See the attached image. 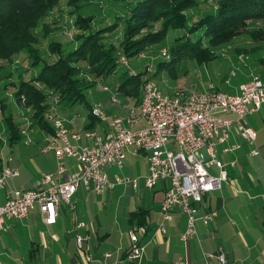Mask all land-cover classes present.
<instances>
[{
  "label": "built area",
  "instance_id": "obj_1",
  "mask_svg": "<svg viewBox=\"0 0 264 264\" xmlns=\"http://www.w3.org/2000/svg\"><path fill=\"white\" fill-rule=\"evenodd\" d=\"M166 53L165 47L159 48L160 55L166 57ZM118 56L120 64L134 73L126 58ZM140 82V100L131 104L123 116H109L98 105H90L93 117L106 124L107 129L102 135L91 128L69 132L62 119L56 115L49 116L47 120L52 131L46 139L47 145L40 149H51L55 168L39 173L29 187L7 189V179L17 175L18 170L0 164V196L3 195L0 230L5 229L6 221L25 218L31 208H36L42 222L52 224L57 203L68 204L78 184L98 195L117 183L135 189L136 178L114 174L111 180L103 170L107 163L121 168L127 146L133 152L145 153L147 167L142 186L152 187L157 181L163 183V194L157 208L160 219L155 227L158 232L165 231L163 222L171 220L174 210L186 217L185 228L178 233L179 240L194 233L196 220L205 225L211 221L213 210L198 212L197 206L204 192L220 189V184L228 180L224 163L216 156L218 146H221V152L235 150L239 146L237 142L226 143L232 133L247 144L255 137L244 117L256 111L260 102L264 101V78L249 72L246 80L237 84L233 93L208 85L205 90L192 94H183L179 90L163 94L147 77L143 76ZM100 87L101 90L108 89L106 84ZM109 97L114 101L116 96L109 94ZM139 121L143 122L141 127H133ZM254 153V148L248 152ZM66 158L73 161L74 171H68L64 164ZM227 164L232 167L234 161L228 160ZM210 166L215 167L217 173H209ZM83 224L84 221L79 220L75 227ZM135 234L132 229L126 235L130 246L124 256L130 263L139 259L143 248ZM85 238L86 234L80 233L73 237L76 264H88L92 260L85 249ZM201 253L202 264H208L211 259H215L217 264L225 262L219 247L212 252ZM107 255V252L101 254L103 258ZM0 264H3L2 260Z\"/></svg>",
  "mask_w": 264,
  "mask_h": 264
},
{
  "label": "trees",
  "instance_id": "obj_2",
  "mask_svg": "<svg viewBox=\"0 0 264 264\" xmlns=\"http://www.w3.org/2000/svg\"><path fill=\"white\" fill-rule=\"evenodd\" d=\"M76 1L83 2V0H0V59L10 58L11 53L24 50L19 59L25 58L23 60L27 61V66L34 69L33 74L26 78L16 71L14 82L7 83L14 88L11 92L12 99L16 103L22 102L29 120L28 123L25 121L23 123L22 120L18 125V122L13 120L10 110L2 115L8 146L20 141L19 133L22 131L26 133L31 127H36L37 130L49 135L52 127L47 118L56 115V112L50 109L49 104L52 101L46 99L47 95H54L60 106L68 109L75 104L81 105L85 111L84 129L90 128L91 120L95 117L89 111L90 105L86 100L85 91L96 82L100 84L102 79L110 80L116 71V64H120L119 58L115 56L116 50L120 56L139 58L142 56L139 54H143L139 51L146 52L152 44L160 43L168 29L175 30L180 27L186 29L185 33L171 38V43L164 46L168 54L164 59L154 61L153 64L149 57L148 61H145L156 71H153L152 78L146 75L143 65L139 71L134 69V73H131L120 64L124 71L115 76L113 94L131 99V103L136 104L140 100V81L143 76L152 81L160 69L174 72L186 59L194 58L196 61L204 62L214 55L206 51L203 39L216 46L228 41L232 35L240 31L246 20H264V0H213L211 9L190 20L183 9L195 5L197 0H130L129 9L125 11L123 17L112 14L111 22L107 24L97 26L94 23L92 26L91 14L75 13L72 46L62 51L59 41L48 38L45 45L52 53L50 55L47 54L48 51L42 53L39 46L35 45L37 34L33 27L40 23L37 18H43L44 13L59 6L58 3L73 6L71 12L81 6ZM41 24L45 31L47 20L44 19ZM117 24L120 36L115 42H110L109 36ZM249 35L253 40L264 39V25L257 30L249 31ZM127 65L132 68L128 63ZM182 70H185V67ZM8 71L11 73L10 69ZM2 79L3 75L0 73V80ZM3 86L4 84L0 83V89H3ZM19 95H22L21 100L18 98ZM4 99L5 96L0 97L1 101ZM4 104H0V109ZM27 125L30 128H27ZM132 216L133 214L129 220Z\"/></svg>",
  "mask_w": 264,
  "mask_h": 264
},
{
  "label": "crops",
  "instance_id": "obj_3",
  "mask_svg": "<svg viewBox=\"0 0 264 264\" xmlns=\"http://www.w3.org/2000/svg\"><path fill=\"white\" fill-rule=\"evenodd\" d=\"M253 64L257 70L254 72L251 68L247 71L243 76L245 80L250 71L264 78V56L258 57ZM208 85L211 84L208 83ZM236 86L233 87L234 90ZM122 101L132 102L131 99L123 97ZM118 103L108 109L109 113L106 110L105 112L109 116L122 115L118 114L121 113L118 110L121 107ZM77 111L80 112L79 109ZM83 115L81 114L82 118L68 116L65 119L64 125L69 132H74L80 127L84 129L85 112ZM244 118L247 126L255 132V137L247 144L236 133H232L226 139V143L237 142L239 146L235 150L221 152V146H218L216 156L224 163L223 168L228 174V180L220 184V189L204 192L201 195L197 211L213 210L214 215L206 225L196 220L193 224L194 233L188 234L184 240H179L178 233L184 230L186 217L178 211H172L171 220L163 222L165 227L163 233L156 230V224L160 219L157 208L163 194V183L159 181L156 186L157 181L152 187H143L141 182L138 183L146 172L147 163L144 162L143 157L141 159L137 156L141 152H133L130 146L125 148L123 156V160L126 159L124 173L136 178L135 189L138 187L143 191V195L139 197L140 204L131 201L130 209L126 208L125 213L121 214L125 219L124 223H118V216L114 218L112 216L109 220V213L99 208V201L89 199L86 194L87 189L79 185L68 204L57 203L55 220L52 224L42 222L36 208H31L27 212V217L40 223L38 229L33 228V232H26L25 235L20 229L24 225L16 221L9 224V221H6L4 234L11 238V241L13 236H16L17 244L23 241L22 246L28 240L29 244L34 243L35 247L41 244L46 245L49 253H52L54 249L56 252L53 254L51 264H76L73 237L79 233L86 234L85 249L92 257L88 264H97L100 261H104L105 264H202L201 251L212 252L217 247L225 257L224 264H264V101L260 102L256 111L248 113ZM142 124L143 122L139 121L133 127H141ZM105 125L103 121H97V127L90 128L102 134L106 129ZM253 148L256 149V153L248 154ZM228 160L234 161L232 167L228 166ZM64 161L68 170L74 169L70 160ZM113 169V165L109 163L104 165L103 170L111 180L115 174ZM117 185L128 187L117 183L105 189H113ZM6 188L10 189L8 185ZM146 188L149 190L148 194L145 193ZM105 189L99 196L108 194ZM1 197L3 199V195ZM100 203L105 206L102 201ZM88 212L96 219L94 222L87 217ZM129 214H133L130 220ZM79 220L84 221L83 226L75 227ZM32 223L34 224L33 221ZM132 229L143 248L139 259L130 263L124 254L126 248L130 246L126 237L127 231ZM0 238L1 247L5 249L0 252L12 261L18 260L20 264L21 257L13 256L12 258L8 253L6 242L2 240V234ZM67 245L72 248V252L65 258V250L61 248ZM103 252L108 253L107 257L101 256ZM208 264L217 263L215 259H211Z\"/></svg>",
  "mask_w": 264,
  "mask_h": 264
},
{
  "label": "rangeland",
  "instance_id": "obj_4",
  "mask_svg": "<svg viewBox=\"0 0 264 264\" xmlns=\"http://www.w3.org/2000/svg\"><path fill=\"white\" fill-rule=\"evenodd\" d=\"M129 1L130 0H83V2L76 1V3H80L79 5L81 6L77 7L71 12L70 10L73 8V6L69 7L58 3L59 6L53 7V9L46 11L43 18H37L39 19L40 23L33 27L34 32L37 34L35 45L39 46L40 51H43L42 53L48 51L47 54L50 55L52 52L49 51L48 46H46L45 43L48 38H52L57 42L59 41L62 51L66 49L68 50L73 43V31L75 30V28L73 27V16L75 13H79L80 15L91 14L93 17L92 26L94 25V23H96L98 26L103 23H110V16L112 14L123 17L125 11L129 9L128 7L131 4ZM212 5L213 0H197V3L195 5L190 6V8L186 10L183 9V11H185V14L189 16V20L190 18L195 19L197 16L203 15L204 11L211 9ZM44 19H46L48 22V24L46 25L47 29L45 31H43L44 28L41 27V23L44 22ZM263 22L264 20L262 19L246 20L244 24L245 26L240 31H237L236 34L232 35L228 41L219 43L216 46L208 43L206 40L204 41L203 39V45L205 44L206 51L212 53L214 56L206 59L204 62L196 61L194 60V58L186 59L184 60L183 64L181 63L183 67L181 66L179 67V69L176 68L174 72H169L167 69H160V71L156 73L157 76L153 78L152 81L155 82L157 88L163 94H169L170 92H175L178 90L183 94H192L193 92H200L205 90L208 83H210L211 86L217 90L233 93L235 91L233 87L236 86L239 82H243L245 80L243 76L247 71H249L251 68H253L251 70H253L254 72L257 70L256 68H254L255 64H253V62L256 61L258 57L264 56V39L253 40V38H251L249 35V31H253L255 29L257 30V28L263 27ZM118 24L111 31V34L109 36L110 42H115L116 39L120 36ZM183 32H186L185 27H180L175 30L168 29L160 43L152 44L151 46H149V48H147L146 52L139 51V53H143L139 58L125 56L126 60L128 61L127 63L132 67L131 69H135L137 71H139V69L143 65L144 69L147 72L146 75L148 77L153 76L154 68H152V65H149V63L145 61H148L149 57L151 64H153L154 61L164 59V56L160 55L158 52L159 48H164L165 45L167 46L169 43H171V38L178 36V34ZM23 51L24 50H19L18 53H11L10 58L0 59V73L3 75V79L0 80V83L4 84V88L0 89V97L5 96L4 100H0V104L5 103L4 106H2V108L0 109V164L8 168L15 167L18 170L17 175L11 177L10 179H7V185L10 189L27 188L32 184L34 178H36L39 173L50 172L55 168L53 160L54 156L51 149H40V147H45L47 145L46 139L47 137H49V135L43 133V131L37 130L36 127H31V130L27 129L28 132H26V134H22L24 131L19 133L21 136L20 141H16L12 145L8 146L5 140V131L2 125V115L6 114L8 110L11 111V114H13L14 118L13 120L18 122V125L21 124L22 120L23 123L24 121L25 123L29 122L28 115L24 111L22 102L16 103L12 99L13 97L11 92H13L14 88L9 84L7 85L9 81L14 82L15 75H17L16 71L22 73L24 78L33 74L34 69L32 70L27 66V61L23 60L25 58L19 59V55L23 54ZM118 55L119 54H117L116 50V58H119ZM41 56L43 55L41 54ZM184 67L185 70H182ZM8 69H10L11 73L8 71ZM21 70L22 72H20ZM115 70V73L113 74V76H111L109 81L104 79H102L103 81H101V83L107 84V90H101V83L96 84L98 83L96 82V85L94 84L87 88V90L85 91V97L88 101V104L98 105L100 109L103 108L104 111L106 110L108 113V109L112 108V106L119 102L118 104L121 107H119L118 110L121 113L118 114H122L123 116L126 114L127 108L130 107L131 102L124 103L122 101V96L119 94H114L116 96L114 101H112L110 99L111 97H109V94L115 93L113 91V86L115 84L113 82L115 81V76L119 74V72L124 71L123 67L120 66V64H116ZM150 70L152 72H149ZM18 98L19 100H21L22 95H19ZM46 99L52 101V103L49 104V107L54 112H56V117L60 120L62 119L63 123L68 116L73 118H80L81 114L83 115V113L85 112L84 109H82V106L79 104H75L71 109L63 108V106H60L59 101L55 99L54 95H47ZM77 109H79L80 112H78ZM90 125L97 127V121H95V119L91 120ZM27 128H30V126H28ZM82 129L83 127H80L78 130ZM105 130L103 131V133L105 132ZM26 136H28V138L26 139L27 141L23 142V139H25ZM143 153L144 152H141L137 156L141 159L143 157L144 162H146L144 155L145 153ZM141 154L143 155L141 156ZM66 159L70 160L73 163L70 158ZM125 161L126 159L123 160L122 157L121 163L123 168H117L113 166V171L116 176L123 177L124 175H126L125 177L132 178L131 175L124 173ZM64 164L66 165L65 161ZM74 169L68 171H74ZM208 172L217 173L216 168L213 166H210ZM139 182H142V178L138 181V183ZM158 184L159 181L157 182L156 186ZM79 185L81 184H78L77 186ZM122 189L123 191L121 192ZM86 191H88L86 194L89 196V199L92 198L95 201L98 200L99 208H103L104 212L109 213V220L112 219V216L113 218L115 216H118V223L125 222V219L123 216H121V214L125 213L126 208L130 209L131 201L140 204L141 202H139V197L143 195V191L138 189V187L133 190L130 188L128 189V187L124 188L120 185L115 186L113 189H105V191H108L107 195L102 194L101 196H99L90 189H87ZM148 191L149 190L146 188L145 193L148 194ZM1 201L2 197L0 198V203ZM100 201H102L105 206H103ZM87 217L91 220V222H94L96 220L94 219V217H91L89 212L87 214ZM15 221L24 225L21 226L20 229L25 235L26 232H33V228L38 229L40 224H38V221L32 220L27 217V214L25 218H22L21 220H10L9 224L14 223ZM32 221L34 222V224L32 223ZM32 225L34 227H32ZM5 230L6 228L4 230H0V234H2L3 236L2 240L6 242L8 253H10L12 258L13 256L21 257L22 261H20V264L52 263L53 254L54 252H56L54 251V249L52 253H49L48 247L46 245L41 244L40 246L35 247L34 243H32L31 245L29 244L28 240L26 241L25 245L22 246L23 241H21V244H17V238L16 236H13L12 242L10 240L11 238L7 237L4 234ZM1 248L2 249L0 250H5L3 247ZM61 249L65 250V258H67L68 254L72 252V248L69 245H67L66 247H62ZM0 260H2L3 264H19L18 260L12 261L4 253L1 252Z\"/></svg>",
  "mask_w": 264,
  "mask_h": 264
}]
</instances>
